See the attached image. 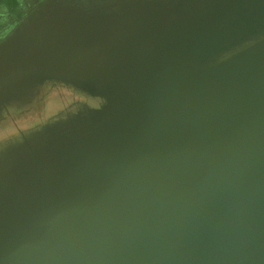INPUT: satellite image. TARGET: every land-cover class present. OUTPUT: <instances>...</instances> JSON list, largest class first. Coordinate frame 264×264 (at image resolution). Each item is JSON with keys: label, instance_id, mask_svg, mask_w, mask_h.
Listing matches in <instances>:
<instances>
[{"label": "water", "instance_id": "water-1", "mask_svg": "<svg viewBox=\"0 0 264 264\" xmlns=\"http://www.w3.org/2000/svg\"><path fill=\"white\" fill-rule=\"evenodd\" d=\"M236 1L247 10L191 24L120 17L70 42H0V111L34 80L101 100L0 143V264H232L238 237L258 254L264 213L193 214L229 193L264 207V0Z\"/></svg>", "mask_w": 264, "mask_h": 264}, {"label": "crops", "instance_id": "crops-1", "mask_svg": "<svg viewBox=\"0 0 264 264\" xmlns=\"http://www.w3.org/2000/svg\"><path fill=\"white\" fill-rule=\"evenodd\" d=\"M240 10L247 9L239 7L236 0H7L6 5L0 4V13L4 15L0 19V42L11 40L16 33L48 43L56 42L55 37H65L70 42L74 33L109 22L113 16L142 20L150 15L151 24L162 26L191 24L197 20L192 14L196 12ZM215 19V26L225 25H218L222 17L215 15Z\"/></svg>", "mask_w": 264, "mask_h": 264}, {"label": "rangeland", "instance_id": "rangeland-1", "mask_svg": "<svg viewBox=\"0 0 264 264\" xmlns=\"http://www.w3.org/2000/svg\"><path fill=\"white\" fill-rule=\"evenodd\" d=\"M121 16L110 17L111 22L123 23ZM123 18V17H121ZM114 25V26H115ZM111 27L109 35L116 33L118 28ZM122 29L124 27H121ZM126 29V28H125ZM131 29L127 27L126 31ZM132 30V29H131ZM154 36L149 34L143 39L147 42H155L161 36L163 27L153 29ZM133 31V30H132ZM147 33V30L145 29ZM128 37L134 39L136 34L130 33ZM156 41V42H157ZM34 86L26 87V96L19 102L10 104L7 110L0 111V143H3L20 132H26L32 128L45 123L47 120L69 106H88L92 108L99 107L101 100L92 98L86 91H83L79 85L58 82L56 80H34ZM11 110V113L9 111Z\"/></svg>", "mask_w": 264, "mask_h": 264}, {"label": "bare ground", "instance_id": "bare-ground-1", "mask_svg": "<svg viewBox=\"0 0 264 264\" xmlns=\"http://www.w3.org/2000/svg\"><path fill=\"white\" fill-rule=\"evenodd\" d=\"M162 89H163V87L159 90H155V92H153L151 94V97L156 98V96L159 95V92H161ZM167 94L168 93H166V95ZM153 101H155V99H153ZM254 197H255L254 194L247 195L246 197L241 196V194H236V195H234V193L225 194L223 196H219V197L215 198L212 202V206L203 205L200 207H196L193 211V214H198V213L200 214V213H204L206 211H211L214 209H231L237 213H240L241 211H244V210H254V211H257V212L263 214L264 213V207L256 206L253 202V201H255ZM206 198H204V199H206ZM190 206L185 207V208H187L189 211ZM260 220H261V217L257 216V223ZM192 221H193L192 223L195 225L196 221L195 220H192ZM252 240H253V236H252ZM237 241L244 244L246 250L244 253H242L240 255H234L232 257V264H259V262L255 261V258H257L261 255L262 249L264 247V242L262 244H256V250L258 251V254H257V253L251 252V246L252 245H251V242L247 240V238L241 239L238 237ZM143 242L144 241L142 239H140L137 242V244L139 245L140 243H143ZM129 260L132 262V264H159L150 255L148 258H143V257L136 258L133 253H129Z\"/></svg>", "mask_w": 264, "mask_h": 264}, {"label": "flooded vegetation", "instance_id": "flooded-vegetation-1", "mask_svg": "<svg viewBox=\"0 0 264 264\" xmlns=\"http://www.w3.org/2000/svg\"><path fill=\"white\" fill-rule=\"evenodd\" d=\"M6 3H7V0H0V4H2L3 6L6 5ZM0 15H1L0 16V19L2 20V18H4V15H3V13H0ZM9 113H11V110L9 111Z\"/></svg>", "mask_w": 264, "mask_h": 264}]
</instances>
